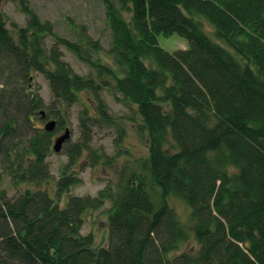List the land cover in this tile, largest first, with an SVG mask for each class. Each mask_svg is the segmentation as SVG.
I'll use <instances>...</instances> for the list:
<instances>
[{"label": "trees", "instance_id": "16d2710c", "mask_svg": "<svg viewBox=\"0 0 264 264\" xmlns=\"http://www.w3.org/2000/svg\"><path fill=\"white\" fill-rule=\"evenodd\" d=\"M20 1L29 21L17 37L0 10V126L13 142L4 167L18 193L0 190V264H264V0H102L113 64L94 58L104 49L84 26L70 24L79 40L64 39ZM161 34L184 37L190 48L170 53ZM49 37L96 76L76 73L58 47L48 49ZM36 72L50 83L58 120L30 91ZM107 89L132 110L122 120L146 135L143 156L121 151L126 121L111 116ZM83 92L94 96L93 114L84 110L82 138L63 148L70 164L52 194L47 158L64 125L61 107ZM37 113L43 128L34 126ZM52 120L56 130L47 132ZM92 121L117 128L118 154L91 149ZM85 153L111 177L96 197H70L82 180L67 170ZM171 198L188 205L189 223ZM108 202L109 245L96 248L82 230ZM192 239L194 248L181 252Z\"/></svg>", "mask_w": 264, "mask_h": 264}, {"label": "rangeland", "instance_id": "374dc122", "mask_svg": "<svg viewBox=\"0 0 264 264\" xmlns=\"http://www.w3.org/2000/svg\"><path fill=\"white\" fill-rule=\"evenodd\" d=\"M116 1V0H114ZM27 6L33 11L44 22H50L54 26L55 34L59 37L69 40H79V35L71 27L70 24L76 26H84L87 30L84 34H88L91 39L94 41H99L102 51L99 55L94 54V58H101L106 64H113L111 57L107 54V51L110 50L112 46V31L108 25L107 14L102 0H26ZM0 10L3 12L7 28L12 34V36L17 37L20 30L27 27L29 16L23 11L20 0H3L0 5ZM206 30L208 35L217 43L223 47V45L217 37L213 34V29L209 24H206ZM77 35V36H76ZM82 36V35H80ZM160 46L173 53L178 50H187L190 48L189 41L179 35L165 36L163 34L158 36ZM47 47L50 49L53 46L58 47L62 53V60L68 63L73 70L82 75V76H96L95 71L88 64L81 62L76 55L70 52L64 46L56 44V40L53 37H49L46 40ZM231 51L229 48H226ZM51 50V49H50ZM232 52V51H231ZM33 87L30 89L32 92H39V95L44 100L45 110L48 112L50 117L57 119L59 118L56 114H51L49 107L53 103V94L50 88V83L47 80L46 76L41 73H34L31 79ZM102 97L109 107L111 116H113L118 123L117 125L122 124V121H126L124 124L125 137L121 143V151L130 150L131 154L134 157L143 156L145 153V136L138 129L137 126H134L132 122L128 120H122L127 118L132 114V110L129 107H126L120 102H117L115 96L108 89L103 91ZM94 96L83 92L81 94L80 101L70 107L63 106L61 107V115L64 119V125L61 127L55 134L62 135L67 128L71 130V140L70 144H75L82 138V131L80 127V118L84 110L90 107L91 114H93L94 107ZM34 126L43 128L44 122L42 123L39 113L35 116ZM40 117V118H39ZM130 123V124H129ZM92 131H93V141L91 143V149L93 151L100 150L103 151L108 156H115L119 152V148L116 146L117 140H119L120 133L117 131L116 127L105 126L97 121H92ZM23 132H27L29 135L30 128L26 129ZM24 135V133H23ZM24 135V136H28ZM54 136V137H55ZM30 137V135H29ZM1 134L0 126V146L3 147L4 152H0V190H5L9 197H16L18 195L17 191L12 185L11 178L6 171L4 164L6 158L4 155L6 151L12 146L13 142H9L8 138H4ZM25 137H22L23 139ZM19 142L20 140H16ZM90 155L86 153L78 159L76 165L70 166L67 170V173H73V175L78 176L82 180L81 185H76L72 187L69 191V196H92L96 197L98 193L103 190L110 179L111 170L102 169V165H99V168L90 167L89 161ZM129 157L126 155L120 156L119 160L123 164L125 159ZM49 164V169L53 175L52 181L49 183L50 193H54L58 180L60 179L62 172L69 166L70 159L68 155L64 152L55 153L52 150V153L47 158ZM46 185V183H44ZM67 201L66 195L62 197L60 205L64 206ZM171 206L177 211V214L180 220L183 223H189L190 219V208L185 203V201L177 198L170 199ZM111 208L110 202L106 206L96 212H90L87 214L86 222L82 230L83 235L93 233L95 235V246L96 248L107 247L110 241V225H109V210ZM195 244L194 240H190L183 248V251H189ZM194 248V246H193ZM192 248V249H193Z\"/></svg>", "mask_w": 264, "mask_h": 264}, {"label": "water", "instance_id": "95a60500", "mask_svg": "<svg viewBox=\"0 0 264 264\" xmlns=\"http://www.w3.org/2000/svg\"><path fill=\"white\" fill-rule=\"evenodd\" d=\"M3 0H0V5L2 4ZM43 116L45 113L42 112ZM57 127V121L52 120L45 124V130L47 132H54ZM71 140V130L67 128L62 135H59L54 138L53 140V151L55 153H61L63 148L67 145V143Z\"/></svg>", "mask_w": 264, "mask_h": 264}]
</instances>
